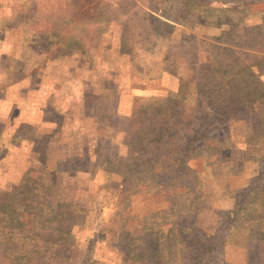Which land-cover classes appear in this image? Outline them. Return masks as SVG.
Segmentation results:
<instances>
[{
  "label": "rangeland",
  "instance_id": "rangeland-1",
  "mask_svg": "<svg viewBox=\"0 0 264 264\" xmlns=\"http://www.w3.org/2000/svg\"><path fill=\"white\" fill-rule=\"evenodd\" d=\"M0 264H264V0H0Z\"/></svg>",
  "mask_w": 264,
  "mask_h": 264
}]
</instances>
